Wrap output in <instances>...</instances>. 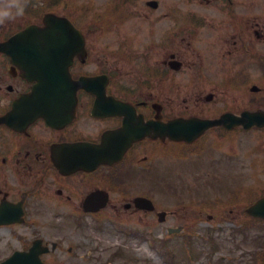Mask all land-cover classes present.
Here are the masks:
<instances>
[{"label": "flooded vegetation", "instance_id": "flooded-vegetation-1", "mask_svg": "<svg viewBox=\"0 0 264 264\" xmlns=\"http://www.w3.org/2000/svg\"><path fill=\"white\" fill-rule=\"evenodd\" d=\"M23 1L10 3L11 17L0 19V43L43 22L42 3ZM112 3L100 17L79 21L85 50L70 67L77 89L63 92L73 99L58 109L56 126L33 119L23 104L38 83L29 80L36 52L22 59L21 51L0 49V219L7 222L0 226V262L38 243L46 264L76 257L62 242L60 221L76 230L94 216L89 210L122 206L155 220L154 210L136 204L153 194L141 195L137 178L167 176L176 145L201 153L252 130L217 127L193 144H177L169 135L173 121L264 114V0ZM136 136L143 138L124 150Z\"/></svg>", "mask_w": 264, "mask_h": 264}, {"label": "rangeland", "instance_id": "rangeland-1", "mask_svg": "<svg viewBox=\"0 0 264 264\" xmlns=\"http://www.w3.org/2000/svg\"><path fill=\"white\" fill-rule=\"evenodd\" d=\"M9 1L0 0V13L5 11ZM49 1L44 2L46 8L51 5ZM58 1L61 7L66 5L67 8L66 1L69 0ZM76 1L85 6L93 5V10L99 11L105 0ZM221 144L223 147L218 155L212 149L205 148L203 156L190 157L188 161L169 160L171 175L168 174L167 177L151 180L144 176L137 178V191L153 193L157 201V213H168L164 224L158 221L154 223L153 218L145 220L144 215L139 212L129 215L130 212L125 211L122 206L116 210L117 215L111 220L101 223H97L95 219L87 220L88 224L80 231L61 219L60 236L67 240L66 246H78L77 255L51 260L52 264H222L220 259L223 264H247L250 260L248 253L253 250L255 241L249 243L247 240L244 244L242 236H234L239 221L245 218L244 207L238 205L230 209L225 202L233 192L245 187L252 186L259 192L263 189L264 175L261 173V178H253L252 172L262 170L264 136L254 131L238 136L231 143ZM249 146L251 160L245 158L246 148ZM251 165L252 170L249 168ZM245 169L249 172L246 177ZM166 179L172 185L171 189L165 191L163 187ZM216 200H220V205L215 209L208 206L209 209L198 212L201 204ZM192 203L197 207H192ZM179 227L185 230L184 236L165 237V230ZM117 229L121 230L118 232ZM125 230H130L136 237H125L122 233ZM259 230H252V236H261ZM143 235L146 240L156 239L157 244H139V240L144 241ZM187 238L192 240L191 244L186 243ZM169 248L174 254L172 257L167 254ZM212 254L214 256L210 258ZM231 260L235 262L232 263Z\"/></svg>", "mask_w": 264, "mask_h": 264}, {"label": "water", "instance_id": "water-1", "mask_svg": "<svg viewBox=\"0 0 264 264\" xmlns=\"http://www.w3.org/2000/svg\"><path fill=\"white\" fill-rule=\"evenodd\" d=\"M56 21L58 22V20L56 18L47 16L45 22H46V30H42L40 28L37 27H30L27 30L23 31L22 33L18 34L17 36H15L10 42L11 43H29V44H48V43H54V41L56 42V40L54 39V36H56V31L54 30V26L56 25ZM67 23V21L65 19H60V25H61V35L64 36L66 35L68 32L64 29L65 24ZM70 30L73 32L74 34V30L72 27H70ZM59 34V32H57ZM47 48H51L53 51V48L50 46H47ZM27 50V49H26ZM48 52L50 53L49 56H46V63L45 64H49L53 61V52H51L50 49H48ZM71 61L68 60L67 62H62V64H60V68L61 69H65L70 65ZM46 82H50L52 81V78L49 77L52 75V72H46ZM63 73H61V82H63ZM245 123H247V125H254V124H258V125H262V121H261V116H255L253 117L250 122H247V120H243ZM213 123V122H211ZM212 126H198V128L196 129V132L194 134L195 136H199L201 135L204 131H206L208 128H210ZM247 127H251V126H247ZM249 212L257 217H263L264 218V199H262L261 201H259L256 206L252 207Z\"/></svg>", "mask_w": 264, "mask_h": 264}, {"label": "clouds", "instance_id": "clouds-1", "mask_svg": "<svg viewBox=\"0 0 264 264\" xmlns=\"http://www.w3.org/2000/svg\"><path fill=\"white\" fill-rule=\"evenodd\" d=\"M23 13V7L21 6H17L16 7V11L15 14L16 15H20ZM12 15V13L8 10L3 11L2 13H0V18H10Z\"/></svg>", "mask_w": 264, "mask_h": 264}]
</instances>
